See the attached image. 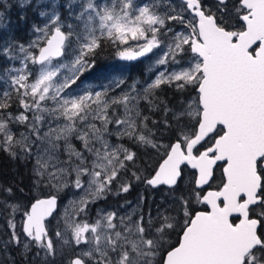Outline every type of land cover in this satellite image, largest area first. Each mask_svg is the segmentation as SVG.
I'll return each instance as SVG.
<instances>
[{
	"label": "snow or ice",
	"instance_id": "1",
	"mask_svg": "<svg viewBox=\"0 0 264 264\" xmlns=\"http://www.w3.org/2000/svg\"><path fill=\"white\" fill-rule=\"evenodd\" d=\"M36 7L45 22L32 25V39L0 42V150L32 162L28 193L0 183V264H264V0ZM107 44L124 61L152 54L148 71L164 70L150 82L121 74L82 86ZM163 85L188 98L170 108L156 95ZM141 102L163 118L145 115ZM146 151L156 153L154 164ZM218 162L223 178L209 190ZM184 165L196 176L182 190ZM141 183L167 186L170 199L144 210L140 196L135 206L89 216L91 206ZM66 188L79 196L57 213Z\"/></svg>",
	"mask_w": 264,
	"mask_h": 264
},
{
	"label": "rangeland",
	"instance_id": "2",
	"mask_svg": "<svg viewBox=\"0 0 264 264\" xmlns=\"http://www.w3.org/2000/svg\"><path fill=\"white\" fill-rule=\"evenodd\" d=\"M58 3H64V0H57ZM0 11H5L6 7V19L4 24L6 27H0V38L1 42L6 40L9 36L14 37L15 39L19 40L21 43L27 42L29 39H32V32L31 28L33 24L42 26L45 22V18L38 15L39 10L36 7V0H33L31 6L21 8L19 6V0H0ZM71 23V21H69ZM235 22V21H234ZM179 30V29H178ZM110 47L112 48V53H110ZM157 54H162L161 50H155ZM106 53V54H105ZM100 54H105V56H100ZM156 59V56L149 54L147 58L141 59V61H122L116 56V49L112 45H106L98 54L96 58V65L97 67L92 71H86L83 76H81V81H83V85H91L94 87H99L101 84H107L109 80L113 76H119L123 74L127 78L128 83H132L134 80H141V81H148L150 82L155 76L158 74L159 71L164 70L163 66L158 68H154L153 71L149 72L148 68L152 65L153 61ZM7 66L6 61L0 58V67ZM81 81L77 83L80 84ZM73 87H76L75 85ZM7 85L4 81H0V91L6 90ZM156 95L159 99L165 100L168 102V106L171 108L177 104L180 100H185L188 98L187 90L184 93L177 91L174 86L163 85L160 90H157ZM192 95H195L192 93ZM15 107V106H14ZM141 108L144 109L145 115H151L153 119L157 121L163 118L162 111H155V112H148L146 110V106L144 102H141ZM20 131H23V128H20ZM165 144L169 143L168 139L163 141ZM79 147V144H77ZM163 152V149L160 150ZM152 155V161L155 162L158 157L154 151L150 152ZM10 161L11 162V169L10 171L4 168L3 161ZM31 167L32 162H24L20 160H13L11 159L6 152L0 150V175L3 176L4 180L0 179V183L3 184H18V181H21V184H18L19 187L24 188L25 193L29 190L27 189L26 185L30 186L32 183V176H31ZM184 172V183L181 185V189H187L192 187L191 184L192 179L196 176V170L192 169L191 166H184L182 168ZM12 172V175H10ZM22 172V173H21ZM215 183L213 184V188L216 187L217 184L221 181V167L215 171ZM17 180H15L16 178ZM25 176V177H24ZM19 178V180H18ZM26 178V183L23 182ZM48 189L44 188L41 191H37L34 194L36 196H41L43 193L47 192ZM54 191V190H53ZM79 193L74 192L71 188L64 189L59 194V209L57 213H62L63 208L67 205L68 201L71 199L78 198ZM143 196V207L144 210L148 208H152L153 210L156 206L160 205L162 202L167 201L170 199L168 195L167 186H160L158 189L147 188L144 184H137L133 187V189L129 193H122L119 196H109L107 201H99L97 204L91 206V211L89 216L92 219L96 217V211L98 209H108L109 211L116 210L117 205H124L125 201H131L133 206H135L137 199ZM16 198L19 200H27V196H22L19 192L16 193ZM195 209L199 210L204 206L203 204H195ZM2 211V209H0ZM121 214H123V210H121ZM6 215V214H5ZM54 215H56L54 213ZM20 217L17 216V220ZM51 219V218H50ZM59 219V217H57ZM56 223V221H53ZM0 227L5 226V218L4 216H0ZM19 229V225H18ZM3 235V233H0ZM177 237H173V242Z\"/></svg>",
	"mask_w": 264,
	"mask_h": 264
},
{
	"label": "trees",
	"instance_id": "3",
	"mask_svg": "<svg viewBox=\"0 0 264 264\" xmlns=\"http://www.w3.org/2000/svg\"><path fill=\"white\" fill-rule=\"evenodd\" d=\"M28 10L30 11V9H29V7H28ZM0 42H1V38H0ZM109 46L111 45V44H108ZM112 53V48L110 47V53H108V54H111ZM106 54V53H105ZM105 54H100V56L102 57V56H105ZM98 57V56H97ZM138 61H141V60H138ZM137 61V62H138ZM151 151H146V152H142L141 153V155L143 156V158L144 159H149V158H151L152 159V155H151V153H150ZM151 162L154 164L155 162H153L152 160H151ZM2 164H4L5 166H4V168L6 169V170H8V171H10V169H11V167H12V165H11V162L10 161H3L2 162ZM12 170V169H11ZM217 170V169H216ZM22 173V172H21ZM216 173V172H215ZM10 175H12V172H11V174ZM25 177V176H24ZM15 178H16V176H15ZM223 178V177H222ZM0 179H2V180H4V178H3V176L1 177V175H0ZM15 180H17V178L15 179ZM18 180H19V178H18ZM23 182H25L26 183V178H25V180L23 181ZM18 184H21V181H18ZM26 187H27V189L29 190V186L28 185H26ZM29 192V191H28ZM27 192V193H28ZM200 209V208H199ZM196 210V209H195ZM197 211V210H196ZM177 239H178V237H177Z\"/></svg>",
	"mask_w": 264,
	"mask_h": 264
},
{
	"label": "flooded vegetation",
	"instance_id": "4",
	"mask_svg": "<svg viewBox=\"0 0 264 264\" xmlns=\"http://www.w3.org/2000/svg\"><path fill=\"white\" fill-rule=\"evenodd\" d=\"M184 166H186V165H184ZM184 166H182V168L184 167ZM221 167V178L223 177V172H222V167H223V165L221 164V163H219L215 168H220ZM216 171V170H215ZM215 173V172H214ZM202 209H208V206H206V205H204V206H202Z\"/></svg>",
	"mask_w": 264,
	"mask_h": 264
},
{
	"label": "water",
	"instance_id": "5",
	"mask_svg": "<svg viewBox=\"0 0 264 264\" xmlns=\"http://www.w3.org/2000/svg\"><path fill=\"white\" fill-rule=\"evenodd\" d=\"M140 59H143V57L142 58H140ZM139 59V60H140ZM122 61H124V60H122ZM218 164H219V162H218ZM188 166H190V165H188ZM217 166V165H216ZM209 190H215L214 188L213 189H209ZM59 204H60V201H59V197H58V207H57V210L59 209ZM56 210V211H57ZM208 210H210V206H208ZM208 210H197V211H208ZM50 219V218H49Z\"/></svg>",
	"mask_w": 264,
	"mask_h": 264
}]
</instances>
